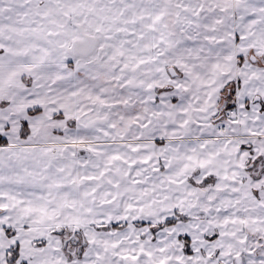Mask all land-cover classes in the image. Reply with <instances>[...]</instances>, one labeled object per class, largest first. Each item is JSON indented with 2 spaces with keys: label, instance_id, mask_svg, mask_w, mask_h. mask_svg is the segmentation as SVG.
<instances>
[{
  "label": "snow or ice",
  "instance_id": "snow-or-ice-1",
  "mask_svg": "<svg viewBox=\"0 0 264 264\" xmlns=\"http://www.w3.org/2000/svg\"><path fill=\"white\" fill-rule=\"evenodd\" d=\"M0 264H264V0H0Z\"/></svg>",
  "mask_w": 264,
  "mask_h": 264
}]
</instances>
